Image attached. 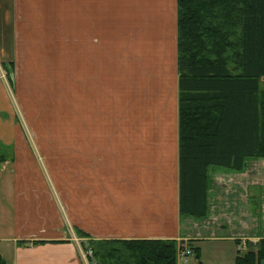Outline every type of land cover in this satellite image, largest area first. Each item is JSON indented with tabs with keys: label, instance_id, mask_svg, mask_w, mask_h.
I'll list each match as a JSON object with an SVG mask.
<instances>
[{
	"label": "rangeland",
	"instance_id": "374dc122",
	"mask_svg": "<svg viewBox=\"0 0 264 264\" xmlns=\"http://www.w3.org/2000/svg\"><path fill=\"white\" fill-rule=\"evenodd\" d=\"M174 6L98 4L93 70L90 43L86 46L88 52L81 56V45L72 34L73 20L72 26L68 21L67 36L61 37L65 43L53 44L56 50L45 46L43 60L35 61L42 67L29 68L27 74L21 67L25 64L22 53L18 66L14 61L15 74L14 68L7 67L13 82L15 78L13 98L17 97L14 107L20 137L28 140L39 160L46 162V171L66 185V195L73 196L81 174L83 182L92 172L97 174L94 178L99 187L123 175L132 185L150 181L152 167H161L169 177L174 174L170 154L178 139ZM67 10L73 13L74 5H67ZM3 32L0 62L15 59L9 30L0 29ZM0 68L7 79L8 69L6 72L2 65ZM10 87L13 92V84ZM260 88L264 89V77ZM157 143L161 146L155 161L148 158V152ZM4 155L10 157L12 153L6 149ZM209 177L206 216L180 215L191 217L192 227L199 226L188 237L232 236L234 245L236 241L245 242H237L243 253L249 247L247 237L264 235V158L248 159L240 171L210 168ZM172 183L174 180H170L169 189H174ZM188 241L176 242L190 249ZM86 242L83 254L89 259V240ZM218 243L201 244L199 260L204 264H226L224 250L228 247L222 254ZM187 261L199 264L192 250L182 262Z\"/></svg>",
	"mask_w": 264,
	"mask_h": 264
},
{
	"label": "crops",
	"instance_id": "0c3cea01",
	"mask_svg": "<svg viewBox=\"0 0 264 264\" xmlns=\"http://www.w3.org/2000/svg\"><path fill=\"white\" fill-rule=\"evenodd\" d=\"M100 3H173L175 13L177 10L176 0H0V29L9 30L15 58L1 61L0 67L8 62L18 66L21 53L25 59L21 67L26 69L27 74L29 68L42 67V63L36 64L35 61L43 60L45 46L50 50L53 44L60 46L61 42L65 43L61 37L67 36L68 21L73 20L72 34L81 45V56L84 51L88 52L86 46L90 43V66L93 70L97 5ZM69 4L74 5L70 14L67 10ZM175 27L177 32L176 22ZM1 69L0 255L6 264H91L83 254L87 240L150 238L193 239L194 245L199 247L200 256L201 244L219 242L220 253H226L227 261L234 264L239 241L235 240L234 245L232 236L218 239L188 237L199 226L192 227L194 222L191 217H180L179 214L178 139L174 151L170 153L174 170L170 177L163 173L161 167L160 170L152 167L150 181L146 179L132 185L122 178L123 175L99 187L94 178L97 174L92 172L85 182L81 174L79 182L74 185L73 196L66 195V185L53 172L46 171V162L39 160L32 153L28 140L20 137L14 107L17 97L13 98L15 78L12 92ZM160 146L154 144L148 158L157 161ZM6 149L11 151L10 157H5ZM170 180H174V189H169ZM77 231L86 233V236ZM259 238L247 237L245 241L256 244ZM35 241L40 242L33 243ZM176 264H188V261L183 263L176 256ZM260 264H264V260Z\"/></svg>",
	"mask_w": 264,
	"mask_h": 264
},
{
	"label": "trees",
	"instance_id": "16d2710c",
	"mask_svg": "<svg viewBox=\"0 0 264 264\" xmlns=\"http://www.w3.org/2000/svg\"><path fill=\"white\" fill-rule=\"evenodd\" d=\"M176 9L178 207L180 215L202 218L210 168L240 171L248 159L264 158V0H176ZM9 66L2 63L6 72ZM188 243L203 264L199 247ZM247 244L234 264L264 260V236ZM88 245L92 264H176L181 248L159 238L90 239ZM0 264H6L1 255Z\"/></svg>",
	"mask_w": 264,
	"mask_h": 264
},
{
	"label": "built area",
	"instance_id": "2783aa9c",
	"mask_svg": "<svg viewBox=\"0 0 264 264\" xmlns=\"http://www.w3.org/2000/svg\"><path fill=\"white\" fill-rule=\"evenodd\" d=\"M87 253H88V255L91 256L92 251L89 250V251H87ZM190 254H191V250L187 247H184V248L182 247V248H179L177 250V258L181 261H183V260L186 261L187 256H189Z\"/></svg>",
	"mask_w": 264,
	"mask_h": 264
}]
</instances>
